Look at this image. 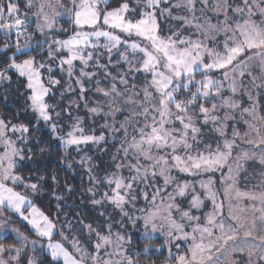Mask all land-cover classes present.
<instances>
[{
	"label": "snow or ice",
	"instance_id": "1",
	"mask_svg": "<svg viewBox=\"0 0 264 264\" xmlns=\"http://www.w3.org/2000/svg\"><path fill=\"white\" fill-rule=\"evenodd\" d=\"M114 2L25 0L22 12L0 0V88L23 80L32 117L0 115V264H41L38 251L49 264H141L162 250L163 264H264V0ZM162 17L179 26L165 34ZM45 129L87 177L89 202L120 213L101 211L102 229L81 220L87 243L38 203L50 180L59 212L57 175L23 174L30 142L45 152L30 133ZM125 219L142 225V249Z\"/></svg>",
	"mask_w": 264,
	"mask_h": 264
},
{
	"label": "trees",
	"instance_id": "2",
	"mask_svg": "<svg viewBox=\"0 0 264 264\" xmlns=\"http://www.w3.org/2000/svg\"><path fill=\"white\" fill-rule=\"evenodd\" d=\"M120 2L121 0H115L111 7L117 6ZM167 22L168 20L164 21L163 17L160 19L161 26L167 24ZM61 24L65 28H69V31H71L70 25L65 20H62ZM29 30L35 31V28ZM35 38L38 39L39 35H37ZM59 38H65V35H60ZM2 56L3 54H0V58H2ZM15 79L16 78L13 77L14 82L12 84L4 85L3 88H0V92H3L5 89H7L8 95L7 102H5L3 99H0L1 115L8 119L15 120L16 113L20 112V121L23 123H29V121L32 120V117L30 115L24 114V105L26 103L24 95H22V93L24 92V82L23 80H21L19 83H16ZM72 99L79 101L76 93H70L69 95L65 96L64 102L67 103ZM57 100H59V97H57ZM79 102L81 103V108L78 110H83V102ZM84 113L86 114V112ZM41 127L43 126L41 125ZM30 136H32L33 138L39 137L41 139L42 143L39 145V147L44 148L45 152L43 155H41L37 150L38 146L34 142H30V146L32 147L33 152V159L31 162L25 164V171L23 174H30L33 168H35L37 172L45 176H50L51 174L55 173L60 181L59 193L63 196V200L59 201L61 208L58 212L55 206L57 201L49 197L47 194L48 191H51V181L49 180L48 190L45 192V195L43 197L38 199V203L40 204V206L46 212H48L49 215L54 217L59 216V221H61L63 218L71 221L82 220L84 223H91L93 227H100L102 229L105 219L101 218L102 216L96 213L89 203V196L87 194L89 182L82 170L77 169L74 174L71 170L67 169L63 163H61L63 152L59 144L56 141L50 139L49 133L46 129L41 132H32L30 133ZM94 157L95 162L99 164V170L104 171L106 165L110 160L108 153H105L104 151H102L101 153L97 152ZM65 185L71 187L73 191L71 193L66 192ZM77 204L80 205L77 207ZM17 224L21 229L28 232V228L23 223ZM74 225L75 227H77L79 224L75 223ZM78 232L84 234L85 229L80 226ZM138 234H133L132 237L133 246L139 250L144 247L146 241L141 235L139 236ZM80 235L81 237H83L82 234ZM4 242L6 244H9L15 241L12 237H9ZM161 242V238L152 241L153 244H159ZM162 253L163 254L152 253L149 257L142 256L140 258L141 264H145L146 260L150 264L152 260L155 261V264H163L167 255L166 250H162ZM40 256L41 264H49L50 256L47 253L40 254Z\"/></svg>",
	"mask_w": 264,
	"mask_h": 264
},
{
	"label": "rangeland",
	"instance_id": "3",
	"mask_svg": "<svg viewBox=\"0 0 264 264\" xmlns=\"http://www.w3.org/2000/svg\"><path fill=\"white\" fill-rule=\"evenodd\" d=\"M19 6H20V9H21V11L23 12V11H28V9L26 8V6H25V0H19ZM29 16H31V11H29ZM168 20V22H167V24H164L163 26H161L162 27V30L165 32V34H167V30H168V28L170 27V26H172V27H178L179 26V22H177V21H173V20H170V19H165L164 18V21H167ZM34 28V22H33V27H31L30 29H33ZM35 39H37V38H35ZM39 39H42V37L41 36H39V38L37 39V40H39ZM259 100H260V104H259V110H260V112L262 113V114H264V93H261V95H260V97H259ZM247 103H250V102H247ZM247 103L245 104V106H247ZM85 112V110L83 109V110H76V109H74L73 110V115H81V116H84L85 117V121H86V123L88 122V116L84 113ZM0 115H1V108H0ZM241 129L243 130V126H241ZM109 150H113L111 147L109 148ZM101 153L102 152V150H100V149H97V150H95L92 154L95 156V154L96 153ZM249 167V170L250 171H254V170H258L259 169V165H249L248 166ZM99 171H101V172H103L102 170H99ZM187 179H192L191 177H186ZM256 180H259V176L257 175V176H255V179L254 180H252L249 184H248V187H251L254 183H255V181ZM242 187H244V185H243V183H242V185H241ZM90 203V202H89ZM80 204H77L76 206L78 207ZM90 205L92 206V209L96 212V213H98L99 215H100V212L101 211H103V212H106V213H110L111 215H112V217L114 218V219H119V217H120V213H119V211L118 210H115V209H113L112 207H111V205H106V206H104V207H99V206H94V205H92L91 203H90ZM138 206H140V207H142L143 206V202H140L139 204H138ZM211 207V205H210V203H208V207L205 209V210H208V208H210ZM129 211H132L131 209H129ZM10 214V213H9ZM139 213H137V215H138ZM195 214H200V213H195ZM101 218H104L105 219V217L104 216H102ZM68 221H71V220H68V219H65V218H63L61 221H59V223L60 224H64V225H66L67 224V222ZM72 222V224H73V229H72V231L73 232H75L77 235H79L80 237H81V235L80 234H82L83 235V237H81L82 238V240L85 242V243H87V238L85 237V235L83 234V233H79L78 232V230H79V227L81 226L82 227V225L80 224V221H78V220H74V221H71ZM79 224L77 227H75V225L74 224ZM85 224H88V223H85ZM124 225H125V228H126V230H127V232L129 233V234H131V235H133V234H138L139 236L141 235L142 236V225L140 224V223H137V225H136V227L135 228H133L132 227V225H131V223L129 222V221H127L126 219L124 220ZM16 227H19L20 228V226L18 225V224H16L15 225ZM22 231H24L23 229H21ZM24 232H26V231H24ZM27 234H29V236H30V238H32V239H35V236L33 235V234H30V233H28V232H26ZM85 233V232H84ZM55 239H59V237H55ZM161 240H162V238H161ZM162 243V242H161ZM44 253H47L46 251L44 252ZM40 252L38 251L37 252V255L39 256V257H41L40 256ZM29 255H31V253H29ZM148 264H150V263H148Z\"/></svg>",
	"mask_w": 264,
	"mask_h": 264
}]
</instances>
